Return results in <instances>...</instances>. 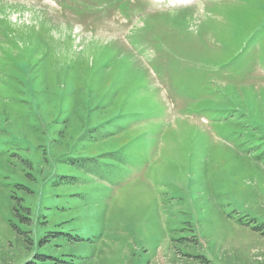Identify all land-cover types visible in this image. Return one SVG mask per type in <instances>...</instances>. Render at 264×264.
<instances>
[{"label":"rangeland","instance_id":"1","mask_svg":"<svg viewBox=\"0 0 264 264\" xmlns=\"http://www.w3.org/2000/svg\"><path fill=\"white\" fill-rule=\"evenodd\" d=\"M30 261L264 264V0H0V264Z\"/></svg>","mask_w":264,"mask_h":264},{"label":"trees","instance_id":"2","mask_svg":"<svg viewBox=\"0 0 264 264\" xmlns=\"http://www.w3.org/2000/svg\"><path fill=\"white\" fill-rule=\"evenodd\" d=\"M96 109H98V108L95 107L93 109L91 108V109H88L87 110V107H85V112H84L83 120L81 121V123L83 124L85 122L86 125L89 124L88 130H94L96 128L101 127L102 124L104 125L105 123H108V122L112 121V120H109V119H113V120L117 119L116 115H114L113 117H110V118H108L105 121H102L103 119L102 120H99L100 119V116H103L102 113L99 114L98 116H92V113L96 112ZM145 112H146V110H145ZM152 113H154V111H151L150 110L148 112V114H152ZM57 117H55V119L53 118L52 124L49 123V125H47V126L53 127V126H57V125H62L63 124L64 126L61 128V130H58L56 132V134H55V130H49V129H47L44 132V135L47 136L48 138H46V146H42V147L43 148L44 147H48L50 149L49 150V149L44 148V151H46L48 153V156H50V154L52 153V145L54 146L56 143L61 144L63 142V140L65 138L63 134H65V132L67 130V129H65V125L67 124L66 121H70V119H71L68 114H65V115L62 116L61 120L59 122H57V120H56ZM98 132L99 131H97L96 134ZM89 133H92V131H90ZM82 137L83 136H80L79 137V140L77 142H73L72 144L68 145V151H65V152L61 153L60 154V157L61 158L63 157L62 159H64L65 157H69V158H72V159L76 160L78 163L83 162V161H87V160H93V159H95L96 156L94 154L93 155H88V154L86 155V154L77 152L75 150V149H77V147H80L79 148V151H81L82 143H85L84 145H86L87 143H89V142L92 141V140H89L90 137L88 136V134H86L84 136L83 141H82ZM21 142H22V144H25L27 146H32V143H30V140L25 139L23 141V139H22ZM91 147L92 146H90L89 148H91ZM35 148L37 149V147H35ZM113 151L116 153L117 150L116 149H113ZM100 155H104V154H100ZM99 156H97V157H99ZM64 162H66V160H64ZM66 163L68 165V162H66ZM81 165H83V164H77L78 167H80ZM61 178H62V181H65L66 183H69L73 179V176H61ZM44 258H46V257L44 256ZM26 264H37V263L30 261V262H27Z\"/></svg>","mask_w":264,"mask_h":264},{"label":"clouds","instance_id":"3","mask_svg":"<svg viewBox=\"0 0 264 264\" xmlns=\"http://www.w3.org/2000/svg\"><path fill=\"white\" fill-rule=\"evenodd\" d=\"M13 15H15V14H13Z\"/></svg>","mask_w":264,"mask_h":264}]
</instances>
